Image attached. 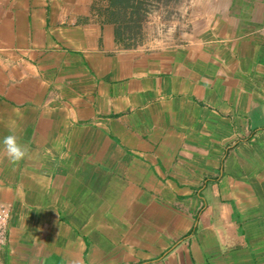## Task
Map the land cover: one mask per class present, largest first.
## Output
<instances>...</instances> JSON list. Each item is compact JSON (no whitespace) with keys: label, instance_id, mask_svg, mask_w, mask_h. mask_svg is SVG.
<instances>
[{"label":"crops","instance_id":"0c3cea01","mask_svg":"<svg viewBox=\"0 0 264 264\" xmlns=\"http://www.w3.org/2000/svg\"><path fill=\"white\" fill-rule=\"evenodd\" d=\"M171 5L0 0V264H264V0Z\"/></svg>","mask_w":264,"mask_h":264},{"label":"rangeland","instance_id":"374dc122","mask_svg":"<svg viewBox=\"0 0 264 264\" xmlns=\"http://www.w3.org/2000/svg\"><path fill=\"white\" fill-rule=\"evenodd\" d=\"M134 3H141L139 15L133 11L134 8L119 11L123 20L127 23V30L132 34V37H138L141 40L157 37L158 22L162 19L170 20L173 18L174 9L171 5L173 0H134ZM161 24L159 23V25Z\"/></svg>","mask_w":264,"mask_h":264},{"label":"clouds","instance_id":"9594fccd","mask_svg":"<svg viewBox=\"0 0 264 264\" xmlns=\"http://www.w3.org/2000/svg\"><path fill=\"white\" fill-rule=\"evenodd\" d=\"M2 144L3 152L12 165L19 164L28 155V149L19 142L18 137L14 134L4 137Z\"/></svg>","mask_w":264,"mask_h":264},{"label":"built area","instance_id":"2783aa9c","mask_svg":"<svg viewBox=\"0 0 264 264\" xmlns=\"http://www.w3.org/2000/svg\"><path fill=\"white\" fill-rule=\"evenodd\" d=\"M10 220V211L7 206L0 204V249L3 248L7 241V230Z\"/></svg>","mask_w":264,"mask_h":264},{"label":"trees","instance_id":"16d2710c","mask_svg":"<svg viewBox=\"0 0 264 264\" xmlns=\"http://www.w3.org/2000/svg\"><path fill=\"white\" fill-rule=\"evenodd\" d=\"M111 3L113 4V7H118L119 9L117 10L118 12L120 11H125L127 10L128 8H131V9H135L133 10L134 12H136L137 15H139V10L141 8V3H138V4H135L134 3V0H111ZM118 13L120 18L122 17L121 13ZM128 27V26H127Z\"/></svg>","mask_w":264,"mask_h":264}]
</instances>
